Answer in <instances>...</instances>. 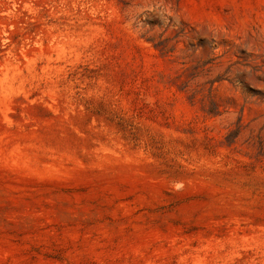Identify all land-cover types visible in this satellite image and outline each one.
<instances>
[{"label": "rangeland", "instance_id": "374dc122", "mask_svg": "<svg viewBox=\"0 0 264 264\" xmlns=\"http://www.w3.org/2000/svg\"><path fill=\"white\" fill-rule=\"evenodd\" d=\"M0 264H264V0H0Z\"/></svg>", "mask_w": 264, "mask_h": 264}]
</instances>
